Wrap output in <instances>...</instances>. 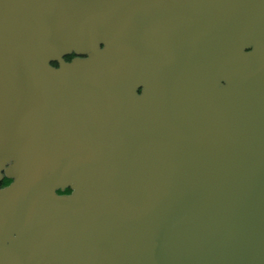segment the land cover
<instances>
[{
	"label": "water",
	"instance_id": "95a60500",
	"mask_svg": "<svg viewBox=\"0 0 264 264\" xmlns=\"http://www.w3.org/2000/svg\"><path fill=\"white\" fill-rule=\"evenodd\" d=\"M2 170L0 264H264V0H0Z\"/></svg>",
	"mask_w": 264,
	"mask_h": 264
},
{
	"label": "flooded vegetation",
	"instance_id": "af4514ba",
	"mask_svg": "<svg viewBox=\"0 0 264 264\" xmlns=\"http://www.w3.org/2000/svg\"><path fill=\"white\" fill-rule=\"evenodd\" d=\"M73 58H75V55L72 54V55L65 56V57H64V60H65V61H70V60H72ZM52 66L56 67L57 64H56V63H52ZM137 93L140 94V93H141L140 90H138ZM11 182H12V179H11V180L8 179V178L6 177L4 171H2V172L0 173V188H1V187H6V186H8ZM69 192H70V190H67V191L65 192V194H69ZM58 193H59V194H62V193H60V192H58Z\"/></svg>",
	"mask_w": 264,
	"mask_h": 264
}]
</instances>
